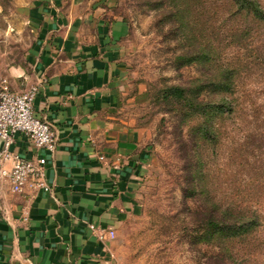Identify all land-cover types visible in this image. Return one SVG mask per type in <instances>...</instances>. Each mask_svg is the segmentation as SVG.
Wrapping results in <instances>:
<instances>
[{
	"label": "crops",
	"instance_id": "1",
	"mask_svg": "<svg viewBox=\"0 0 264 264\" xmlns=\"http://www.w3.org/2000/svg\"><path fill=\"white\" fill-rule=\"evenodd\" d=\"M116 1L29 0L21 58L0 55V77L13 88L38 84L34 113L57 135L50 152L14 134L20 156L45 157L49 187L30 197L28 187L0 184V264H122L123 230L142 213L153 168V132Z\"/></svg>",
	"mask_w": 264,
	"mask_h": 264
},
{
	"label": "rangeland",
	"instance_id": "2",
	"mask_svg": "<svg viewBox=\"0 0 264 264\" xmlns=\"http://www.w3.org/2000/svg\"><path fill=\"white\" fill-rule=\"evenodd\" d=\"M28 1L0 0V55L11 61L21 58L29 37L23 15ZM152 1L117 0L114 9L129 25L128 56L147 89L143 120L153 132V168L143 193L142 213L124 227L120 260L122 264H264V28L242 47H225L226 59L236 64L233 61L239 58L242 64L235 90L225 94L235 102L236 110L213 120L218 135L215 143H209L192 128L199 115L186 116L155 97L160 88L188 84L198 75L211 73L213 66H176L174 58L181 44L167 31L173 21L164 18L173 8L168 6L170 0H163L160 8L153 7ZM188 5L197 25L207 20L208 9L213 15L208 20L214 28L217 25V33L229 23L223 19L227 0H191ZM219 33L222 40L216 43H228ZM221 97L213 92L204 98ZM198 157L202 159L200 177ZM249 184L253 185L245 193L249 199L245 202H253L262 218L251 238L227 245L215 234L199 239L200 211L214 201L227 205L237 197L238 189ZM199 187L206 192L193 190Z\"/></svg>",
	"mask_w": 264,
	"mask_h": 264
},
{
	"label": "trees",
	"instance_id": "3",
	"mask_svg": "<svg viewBox=\"0 0 264 264\" xmlns=\"http://www.w3.org/2000/svg\"><path fill=\"white\" fill-rule=\"evenodd\" d=\"M152 2L155 8L164 6L163 0ZM169 2L168 6L173 9L164 15V18L166 16L167 20L173 23L167 31L181 44V49L174 58L176 66L192 63L204 67L212 65L213 71L204 77L198 75L188 84L166 85L159 89L155 97L171 104V109H181L186 116L199 115L200 120L192 128L200 134L203 140L215 143L218 133L213 120L226 114L228 110L231 113L235 109V102L233 104L229 97H225V94L233 93L235 90L236 76L242 67L239 58H237L238 62L233 61L236 64L231 63L229 58L226 59L229 56H225V47L231 44L242 47L245 40L250 37L252 39L259 29L261 31L264 28V0H227L228 6L225 7L223 19L229 23L218 33L227 39L228 43L222 45L216 43L218 42L216 39L222 40V37H218L217 25L214 28L212 21L208 20L213 17L209 9L207 20L203 22V25H197L191 16L190 5H188L191 0H170ZM213 92L221 94L222 97L217 100L204 98L205 93ZM203 93L204 96H201ZM201 162L200 157L195 159L198 177L202 174ZM252 185H244L243 188L238 189L237 197L227 205L214 201L206 210L200 211L201 219L198 223L201 227L198 229L201 231H197L198 238L203 236L204 239V236L209 237L215 234L217 238H221L222 245H227V242L233 240L242 242L251 238L250 236L262 225L261 215L255 209L256 205H253V202H245L249 200L245 193L248 194L247 189ZM193 190L198 193L206 192L203 187ZM194 191H191V194ZM186 195H189L187 191ZM220 264L242 263L222 262Z\"/></svg>",
	"mask_w": 264,
	"mask_h": 264
},
{
	"label": "built area",
	"instance_id": "4",
	"mask_svg": "<svg viewBox=\"0 0 264 264\" xmlns=\"http://www.w3.org/2000/svg\"><path fill=\"white\" fill-rule=\"evenodd\" d=\"M37 91L36 82L16 89L6 77H0V184L8 183L14 192L28 187L30 197L39 189L49 187L45 177L46 159L36 155L30 158L20 156L11 147L14 134L23 132L37 148L44 147L50 152L55 150L57 143L54 125L34 113L32 103ZM90 227L95 229L92 224ZM108 234L113 237L114 231L109 230ZM98 235L103 237L104 233L99 231Z\"/></svg>",
	"mask_w": 264,
	"mask_h": 264
}]
</instances>
